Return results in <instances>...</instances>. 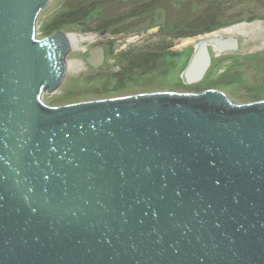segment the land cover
<instances>
[{"label": "water", "instance_id": "1", "mask_svg": "<svg viewBox=\"0 0 264 264\" xmlns=\"http://www.w3.org/2000/svg\"><path fill=\"white\" fill-rule=\"evenodd\" d=\"M49 1L0 0V264H264V98L50 104L72 45L63 30L38 37ZM210 44H195L184 83L203 78Z\"/></svg>", "mask_w": 264, "mask_h": 264}, {"label": "rangeland", "instance_id": "2", "mask_svg": "<svg viewBox=\"0 0 264 264\" xmlns=\"http://www.w3.org/2000/svg\"><path fill=\"white\" fill-rule=\"evenodd\" d=\"M145 1L148 0H114V2L108 0L102 17H96L101 13L100 8L93 13L95 18L90 21L92 29L75 23L64 24L61 30L85 38L80 39L77 46L72 45L67 56L66 77L60 87L54 91L43 92V100L59 105L148 90H202L205 88H218L235 102L264 98V18H256L258 15L264 16V0H225L222 6L226 14L231 15L232 18L235 16L236 20L239 19L238 21L211 32L185 37H176L174 32H177V29H172L173 27L169 32L162 31L163 20L168 24L172 21L180 22L181 25L182 22L186 26L187 22L202 9L203 4L199 0H155L151 14L153 19H156L155 14L158 12V15H161L160 21L157 20L150 25V16L146 17L149 20L143 16L136 19L128 16L130 19L126 17L128 20L126 24H123L121 33L130 32V34L122 35L124 46L128 50H145V48L155 50L162 46L165 50H170L168 52H171V57L167 59V69L164 72L145 75L137 83L125 84L126 87L123 89L110 87L115 83L111 78L113 71L105 73L102 70L86 69L85 52L100 34L97 29H94L99 22H104L114 15L122 17L129 15L131 11L142 8L137 6ZM75 2L76 0H50L37 17L38 37L45 35L43 30L47 22ZM241 23L250 25L231 32L228 30ZM228 38L237 39L236 48L218 47L222 40ZM204 39L212 42L209 46L212 50L211 64L202 79L184 83L180 77L181 72L187 65L195 44ZM113 59V56L110 57L109 62L112 63ZM117 62L121 67L125 64L122 58Z\"/></svg>", "mask_w": 264, "mask_h": 264}, {"label": "trees", "instance_id": "3", "mask_svg": "<svg viewBox=\"0 0 264 264\" xmlns=\"http://www.w3.org/2000/svg\"><path fill=\"white\" fill-rule=\"evenodd\" d=\"M112 1L114 2V0ZM154 1L155 0H148L142 2L137 6L138 8H142L131 11L129 15L123 17L120 15H114L104 22L100 21L98 26L94 29L100 30L108 26H114L116 28L118 27L122 29L123 31V24H126L128 20L126 17L128 16L132 19L140 18L142 16L147 19L146 17L150 16V25L151 23H155L157 20L160 21L161 15H158V12L155 14L156 19H153L151 14L153 4L155 3ZM107 2L108 0H76V2L70 7L59 12L57 16L53 17L49 22H47L44 25L43 31L45 34L49 35L57 30L63 29L64 24L70 25L73 23L84 26L85 28H91L90 21L91 19L95 18L93 13L96 9L100 8L101 13L96 17H102L104 13L103 9ZM199 2L203 4L202 9H200L198 13L187 22L186 26L185 24H182V22L181 25L179 24L180 22L176 23L172 21H170L168 24L163 20L164 23H162L161 30L169 32V30L173 27L172 29H177V32H174L176 37L195 36L202 33L211 32L219 27L232 24L239 20H236L235 16H233L235 18L234 20L231 15L226 14V11L222 6L225 0H199ZM256 18H264V16L258 15ZM164 50V46L155 50L146 48L145 50H128L127 55H122V59L125 60V64L127 65L118 73H112L111 78H113L115 83L110 87H114V89H123V87H126L125 84L137 83L141 78H144L143 76L139 77L138 75L145 73L146 71H148V73L146 72L147 74L145 75H150L151 73L155 72H164L167 69V59L169 56L171 57V52ZM158 69L160 71H158Z\"/></svg>", "mask_w": 264, "mask_h": 264}, {"label": "flooded vegetation", "instance_id": "4", "mask_svg": "<svg viewBox=\"0 0 264 264\" xmlns=\"http://www.w3.org/2000/svg\"><path fill=\"white\" fill-rule=\"evenodd\" d=\"M105 24H107V23H105ZM98 31L100 34H98V35L96 34L98 36L97 40L89 48H87V50H86L87 52H85V58L84 59H85V64L87 66L86 69H96L99 71L102 70L105 73H107V71H113L112 73H118L119 71H121L122 68H124L127 65V64H123L124 66L121 67L119 65V63L117 62V61H119V59L122 58V55L123 56L127 55V52H128V48H126L124 46V42H123L124 37L122 35L130 34V32L129 33H121L122 29H120L118 27L116 28L114 26H108V27L102 28ZM70 34L71 33H69V36H70ZM113 34H116V35H113ZM45 35H47V34H45ZM97 48H101L103 50V58L98 65H94L88 61V57H89L90 53H92ZM209 49H210V53H211L212 50H211V48H209ZM112 56L114 57V59L111 60L112 63H110L109 58ZM146 72L148 73V71H146ZM146 72L139 74L138 76L142 77L145 74H147Z\"/></svg>", "mask_w": 264, "mask_h": 264}, {"label": "bare ground", "instance_id": "5", "mask_svg": "<svg viewBox=\"0 0 264 264\" xmlns=\"http://www.w3.org/2000/svg\"><path fill=\"white\" fill-rule=\"evenodd\" d=\"M251 24H253V25H255L256 23H251ZM247 25H250V24H244V23H241V24H239V25H236V26H232V27H230V28H228V30H230V32L231 31H233V30H236L237 28H243V27H249V26H247ZM226 29V28H225ZM69 35V34H68ZM85 37L84 36H81V37H78L75 33H72V34H70V36H69V39H70V41H71V45H74V46H77L78 45V43H79V41H80V39L82 40V39H84Z\"/></svg>", "mask_w": 264, "mask_h": 264}]
</instances>
